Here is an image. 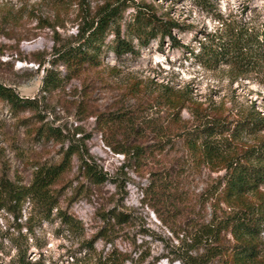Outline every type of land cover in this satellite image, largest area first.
I'll use <instances>...</instances> for the list:
<instances>
[{
	"label": "rangeland",
	"instance_id": "rangeland-1",
	"mask_svg": "<svg viewBox=\"0 0 264 264\" xmlns=\"http://www.w3.org/2000/svg\"><path fill=\"white\" fill-rule=\"evenodd\" d=\"M104 1L83 0L91 8ZM136 1L152 2L158 14L183 25L173 30L182 46L171 45L169 39L163 45L154 39L144 47L135 41L137 54L118 57L106 51L96 66L67 78L66 68L53 62V51L75 43L78 8L53 0H0V83L21 97L37 99L35 109L17 116L0 101V177L27 185L38 164L54 162L71 148L75 151L68 171L53 187H61L58 206L81 220L85 237L96 234L104 223L103 212L113 209L130 215L128 222L116 223L112 242L97 238L95 250L125 251L131 258L126 264H191L190 258L203 250L191 246L194 232L213 214L221 217L232 208L224 201L216 204V177L222 171L195 166L185 142L174 134L186 120L195 124L192 105L173 123L162 90L164 86L185 90L193 101L215 106L230 118L250 108L264 114V62L240 73L231 65L205 67L198 56L204 34L219 26L217 14L264 35V0H210L211 11L195 0ZM47 69L62 77L51 92L40 89ZM37 111L43 122L60 130L59 141L32 140L33 124L18 122L22 117L28 123L38 122ZM117 114H125L131 125L101 123ZM163 132L171 133L170 141L163 138V148L142 164L105 142L121 148L135 142L152 145ZM253 138L243 137L249 143ZM81 158L107 179L95 184L88 180ZM156 170L176 178L174 199L148 190L150 172ZM260 189L264 191V184ZM15 239L27 243L25 260L31 263L70 264L83 254L78 251V237L65 231L58 219L40 220L27 202L15 215L0 210V264H22ZM258 240L264 249V230Z\"/></svg>",
	"mask_w": 264,
	"mask_h": 264
},
{
	"label": "trees",
	"instance_id": "trees-1",
	"mask_svg": "<svg viewBox=\"0 0 264 264\" xmlns=\"http://www.w3.org/2000/svg\"><path fill=\"white\" fill-rule=\"evenodd\" d=\"M53 1L65 6L75 5L78 8L80 21L75 43L53 51V62H60L66 68L67 78L79 76L85 68L96 66L99 63V55L106 51L113 52L118 57L137 54L135 41L138 46L144 47L150 45L154 39H159L162 45L169 39L171 45L182 46L173 30H181L183 25L176 19L158 14L152 2L105 0L91 8L83 0ZM195 3L203 9L212 10L210 0H195ZM128 10V18H125ZM217 18L219 26L215 31L204 34L205 40L201 42V51L198 54L205 67L214 69L225 64L244 73L253 65L264 62L263 31L258 33L242 22L231 21L219 14ZM109 36L111 39H107ZM61 81L62 77L57 72L47 69L40 89L51 92ZM162 93L171 109L173 123L184 108L192 105L195 124L186 120L174 134L185 142L188 156L195 166H207L215 172L222 171L216 177V204L224 201L232 208L221 217L213 214L208 223L200 225L194 232V243L191 246L194 249L202 247L203 250L190 258L191 264H264V249L258 240L264 230V191L260 189L264 184V114L250 108L230 118L218 112L215 106L206 107L193 101L185 90H173L164 86ZM0 101L16 116L37 106L36 98L21 97L1 83ZM36 113L34 117L38 122L28 123L26 117L18 119L20 124H33L31 139L59 141L62 136L60 130L43 122L40 112ZM97 116L101 117V114ZM101 121L111 127L131 125L125 114H117ZM170 134L163 132L152 145L135 142L128 148L117 147L107 139L105 142L113 150L130 154L134 162L142 164L144 158L163 148V138L170 141ZM244 136H254L255 140L252 143L245 142ZM74 151L68 148L61 153L58 160L38 164L27 185L13 184L6 177H0V210L15 215L27 202L40 220L52 222L58 219L65 231L78 237V251H83V254L75 257L70 264H126L131 261L127 252L115 247L107 251L95 250L94 243L97 238L112 242L110 236L116 223H126L130 220L127 212L112 209L101 213L104 223L96 234L86 238L81 220L58 206L61 187L53 186L62 174L68 171ZM80 163L84 175L93 184L107 179L86 160L81 158ZM150 175L151 186L148 190L153 191L154 196L157 195L155 192L166 193L168 200L174 199L177 193L176 178L167 171L163 173L159 170L151 171ZM228 234L230 239H226ZM13 241L19 262L39 264L37 261L31 263L25 260L27 243L19 239Z\"/></svg>",
	"mask_w": 264,
	"mask_h": 264
}]
</instances>
